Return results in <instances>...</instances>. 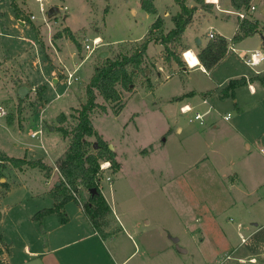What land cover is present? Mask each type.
<instances>
[{
    "label": "rangeland",
    "instance_id": "1",
    "mask_svg": "<svg viewBox=\"0 0 264 264\" xmlns=\"http://www.w3.org/2000/svg\"><path fill=\"white\" fill-rule=\"evenodd\" d=\"M218 1L215 0V2ZM9 2L10 0H4L2 4V7H6V14L0 13V26L2 28L7 27L10 31V35L9 32H2L0 36V105L8 111L6 116L0 118V139L11 140V132L8 131L6 124L12 123L16 135L21 136L20 145L28 148L29 146L25 143L32 144L30 146L32 151L24 149V152L17 157H22L27 152L29 158L40 160L46 156L40 144L42 133L37 137L31 136L32 132L41 128L40 113L43 112L42 117L44 118L42 139L47 135L55 136L52 138V143L47 141V137L45 139V143H47L52 154H55L63 144L68 143H64L62 132L58 131L59 127H65L71 133L78 123V110L87 100L86 89L95 67L104 64L106 57L132 52L150 30L154 15L142 9L141 0H50L43 3L36 0H15L12 4L21 11L22 18L26 20V24L22 25L20 20L10 21L9 12L12 9ZM206 2L211 4V9L207 10L211 17L214 13L221 12L228 7V0H220L216 4L207 0ZM172 3L174 0H158L157 6L159 11L163 13ZM41 4H44L47 13L41 12ZM194 4L193 0H187L188 6L191 7ZM51 5L58 6L60 9L49 16L48 12ZM197 14H199V10L194 18ZM32 15L36 18L32 19ZM46 15L48 24L44 20ZM66 24L76 31L74 35L80 43V48L77 44V48L73 46L74 51L77 52L76 62L78 61L81 65L77 71L78 79L71 85H68L65 79L60 80L57 84L50 82L49 85H43L38 80H31L30 72L35 69L36 57L41 59L43 63L50 58L52 60V53L57 55L52 41L58 38L59 33L64 32L67 35L69 30L65 27H62L61 30L57 29ZM35 26L39 30L38 33ZM225 26L231 29L232 23H226ZM51 27L53 28L49 29ZM163 29H167L166 22ZM155 34L158 33L150 32L149 36L154 37ZM96 35L102 38L103 45L90 53L85 48V40L89 39L91 42ZM55 45L59 52L63 51V46H59L56 42ZM246 45H253V41L250 39ZM156 47L150 45L148 54H154ZM171 47L175 54H180L186 62L183 52L187 48L183 44V39L182 45L174 43ZM102 52H108V55L102 57L100 56ZM63 55L66 57L62 58L63 61L60 64L63 65L64 62L70 67L72 64L71 55L67 52ZM166 56V52L163 51L161 60H156L159 61L162 68L153 63V59L147 60L145 68H148L152 73L151 79L154 82L152 87L147 85L148 76L142 71L136 78L135 87L132 90L122 89V102L126 105L124 104L125 106L119 113H116L118 103L106 101L101 94H98V102L105 104L107 110L102 111L97 108L93 112V125L100 137L103 140L107 139L105 142L111 144L108 142L111 140L112 145L117 146L119 160L122 162V168L119 172L112 168V170H106L100 174L103 179L102 182H99V187L100 189L101 186L103 187L110 202L114 201L118 204L117 208L123 219H125V215L129 222L148 219L152 226L163 227L164 240L171 246V251L176 252L175 250L178 251L180 248L186 249L187 247L189 252L180 255L179 258L165 252L163 256L151 260L144 251L145 248L148 249L149 255H154L163 247L165 248V241L162 242L163 244L159 239L156 242L155 238L157 237H155L153 238L154 242L147 246L141 237L136 236L134 239H129L126 235H121L115 242H110L109 239L105 244L97 238L85 240L83 244H75L66 249V252L71 250L73 254L77 255H81L82 252L86 253V256L92 255L99 264H114L110 258L112 255H116L114 257L118 262H122V257L116 253L118 246L126 248L123 253L126 257L131 255L125 264H264V258L257 253L255 256L258 262H250L248 260L249 248L242 246H238L233 253L231 249L234 250L235 246H230L229 250L226 251L227 254H231L232 258L230 259L227 258V254L220 256L219 261L215 258L208 259L204 255L207 246L201 244V230L196 229L193 235L188 232V225L198 226L213 221L209 219L211 213H207L204 204L200 202L205 198L191 196L185 186L186 181L183 179L178 180V183L177 180H173L175 173L179 170L180 172H190L187 162L191 161L198 152L197 146L189 144L191 143L189 138L184 139L182 143L179 139L191 133L199 124L198 122H190L192 114L181 113L180 105L183 102H176V99L169 102L165 101L169 95H179L183 92L184 86L204 89L214 85L213 79L220 82L225 79L226 75H236L237 72L249 69V67L238 54L231 51L218 66L210 70L212 74H207L199 68L189 69L184 73L177 71L170 80L166 81L165 75L170 73L167 70ZM187 58L193 66L200 63L192 52L188 54ZM163 69L166 71L161 77L157 71ZM62 70L58 72V76L65 78L66 73H63ZM21 86H27L30 89L24 98H20L18 94ZM238 89V93L243 91L241 87ZM247 91L249 92L248 89ZM231 98H235V96ZM209 103L214 106L213 110L216 109L221 113H226L229 109V105L222 103L220 98H215L214 101L210 100ZM207 107L209 106L201 105V112ZM47 123L55 125L58 130L53 133L49 132ZM178 125L184 127L182 135H179L175 130ZM170 127H173L175 131H169ZM69 135L71 136V134ZM70 136H65L69 140V144ZM87 139L92 144L89 150H96L97 136H89ZM47 158L49 159V157ZM178 159L182 161L178 163ZM8 164L6 162L5 168L0 171L1 219L3 218L2 213L5 212L0 234L6 241L10 242V254L14 255V259L24 261L28 260V256L25 254L26 245L31 244L32 250L35 249L33 246L35 244L39 250L48 247L46 244L47 231H45L42 222H36L34 219H28L26 222L18 221L23 213L30 214L33 211L31 209L37 207V203L34 204L32 197H29V190L35 186V183H39L41 178L38 171L32 172V176L26 177L25 185L12 186L14 189L7 194V191L11 189L8 184L13 183L14 179L13 175L8 176L9 173L4 170L7 169ZM105 174L113 176L111 183L106 180ZM208 174L214 176L213 173ZM203 175L204 171H202ZM205 183L208 188L209 182ZM211 183L213 185L219 184L217 181H211ZM214 188L216 187L214 186ZM4 191L5 194L3 195ZM77 195L84 203L88 200L89 192L82 187ZM212 201L219 205L217 197H212ZM228 215H230L229 212L221 214L220 217L226 219ZM103 220L109 221L110 217L107 216ZM32 222L36 227L33 228ZM155 231L152 230L151 232L154 234ZM179 237H181V241H175V238L179 239ZM209 237L211 236L208 235L207 238ZM73 238L70 237L68 240L71 241ZM50 242H52L51 239ZM74 243L78 242L72 244ZM7 247L8 245L0 238V248L5 250ZM7 253H4V256H7ZM239 258L245 260L242 261Z\"/></svg>",
    "mask_w": 264,
    "mask_h": 264
},
{
    "label": "crops",
    "instance_id": "2",
    "mask_svg": "<svg viewBox=\"0 0 264 264\" xmlns=\"http://www.w3.org/2000/svg\"><path fill=\"white\" fill-rule=\"evenodd\" d=\"M13 1L15 0H10L9 2L12 9L11 12H9L10 21L13 22L14 19L17 21L20 20L22 25H25L26 20L21 18L22 13L20 17L17 16V9L12 4ZM36 1L43 3L50 0ZM3 2L4 0H0V13L6 14V7H2ZM218 2H220V0ZM218 2L211 3L216 4ZM252 2V4L256 6V9L252 12H249L248 17L258 20L260 22V26H264V0H253ZM157 3L158 0L155 1L158 13L157 15L153 14L154 20L158 15L162 16L164 23L166 22L167 29L164 30L162 28L161 30L159 29L155 32L160 33L162 30L167 32L174 26L171 15H174L179 11V5L174 0V3H172L170 7H168L162 13L159 11ZM53 6L54 5H51V7ZM210 9L211 8L208 10ZM205 10L206 9L202 8L199 9V14H197L196 18H194L195 22L187 27L183 36V44H185V48H187L186 50L193 51L198 59L199 57L197 53H199L202 48L206 47L210 40L208 35L209 31H214L217 35L224 36L228 40V46H233V52L238 54L239 57L240 55L251 52L252 50L257 49L264 44V29H261L259 32L251 36H248L240 42L232 41V38L238 31L239 16L236 14L237 10L232 7L230 0H228L227 8L221 10V12L214 13L212 17L210 16L209 12ZM200 11H202V13H200ZM47 15L46 18H44L46 22ZM200 15L201 17H199ZM230 22L232 23L231 29L225 26L226 23ZM48 23L49 22L46 24ZM62 27H65L73 34L76 32L68 24L62 25L57 29L61 30ZM6 28H2L0 26V36L2 32H9L8 34L10 35V31H8L9 28H7V30ZM52 28L53 27L49 29ZM36 30L38 33L39 30L37 27ZM68 32L67 35L64 32L59 33L58 38L52 41V45L54 46L55 51H57V55L52 53V60L50 58L51 61L46 60L42 63V60L36 57L34 61L35 69L30 72L31 80H38L39 83H42L43 85H49L50 82L57 84V82L62 79H65L67 82L68 75L75 71V75H77V71L80 69L81 65L78 61L76 62L77 52L74 51L73 47L76 46V43L69 37ZM150 32H152L151 28L141 41L149 37ZM154 36H157V34ZM197 38H199V43L196 42ZM250 39L253 41V45L248 46L246 43ZM55 42L59 46H63V51L59 52L57 50ZM150 45L157 46L155 53L152 55L148 54ZM163 51L164 46L161 43L152 41L148 46L146 59H153V63L156 65L158 64V66L162 68V66L159 65V61L162 58L161 56ZM65 52L71 55V63L73 65L71 64L70 67H68L64 62L63 65L60 64L63 61L62 58L66 57V55H63ZM228 53L229 51L227 54ZM223 59L220 61V63L223 61ZM182 61L183 66H180L175 61L167 63V70L170 73L167 76L165 75L166 81L170 80L177 71H182L184 73L189 69L193 70L199 68L207 74H212L210 70L208 71L204 67L200 59V63L195 66H190L183 60V58ZM248 67L249 69L241 70L237 72L236 75H226L223 81L218 82L213 79L214 85L207 86L204 89L184 86L183 92H181L179 95L171 94L165 101L169 102L176 99V102H183L180 105V108L184 105H189L192 107V111L186 113L185 115L192 114L190 117V122H198L199 124V126H197V128L191 133H188L185 137L183 136L179 139V141L182 143L184 139L189 138L191 142L189 144H193L195 147L197 146L196 150L198 152H196V154L192 157L191 161L187 162L190 172H180L179 170L177 173H175L176 175L173 177V180H177L176 182L178 183V180L183 179L186 181L185 186L188 188L191 196H202L205 198L200 202L204 204L207 213H211V217H209V219H212L213 221L206 222L207 226L206 224L198 226L188 225V232L193 235L196 229L201 230V244L207 246L205 247L204 255L208 259L215 258L218 260L220 256L227 254L226 251L229 250L230 246H235L234 250L231 249L232 253L237 250L238 246H242L249 248L248 255L250 256L248 260L252 263H257L258 259L255 256L256 253L260 254V256L264 258V85L260 81H252L251 78L256 75H264V62L255 67H251L249 65ZM171 69H173V71H171ZM60 70H62L63 73H66L65 78L58 76V72ZM165 71L166 70L164 69L158 70L157 73L162 77ZM146 75L148 76L146 79L147 85L149 79L152 83L150 87H152L154 83L151 79L152 73L148 70ZM242 77H246L247 79V84L240 86L243 88L244 92L240 91L238 93L237 89L240 87H237L234 90L235 98H231L232 96L227 97L226 99L223 98V90L227 87L229 82L233 79H240ZM198 97L201 98L202 101L201 99H196ZM215 98H220L222 103H227V105H229V109L226 113H221L216 111V109L213 110L214 106L209 102L210 100L214 101ZM204 100H208V102L205 103ZM201 105H206L209 107L201 112ZM196 112L204 114L203 123H201L199 120H191ZM42 114L43 112L40 113V129H43L42 124L44 122ZM9 125L6 124L8 131L11 132V140L0 139V149L7 155L14 157H17V155L23 153L24 149L32 151V147H30L32 146L31 143H25L29 146L28 148L27 146L20 145L22 141L20 140L21 136L16 135L12 123ZM51 126L54 127L53 130L50 129ZM47 127H49V132L51 133L58 130L55 128V125L49 123H47ZM175 130L179 135L184 133V127L182 125L176 126ZM175 130L173 127L169 128V131ZM43 133L44 130H42V134ZM42 134L40 135V144L46 156L42 157L40 160L51 167L49 174H46V171L39 167H32L28 165L15 167L9 163L7 165V169H4L6 173H9L8 176L13 175L14 177L13 183L8 182V185L11 187V189L7 191V194L11 192L12 189H14L12 186L25 185L27 182L26 177L30 175L32 176V172L36 173V171H38L40 173L39 175L41 181L39 183H35V186L29 190V197H32V200L35 202L34 204L37 203V207H35V209L32 208L31 211H33H30V214L23 213V215L18 219L20 222H26L28 219H34L33 216L38 211L43 208L53 207L55 205V200L50 192L55 187V185L60 184V172L57 162L65 154L69 146V140L66 139L62 133V137L65 140L64 143H68L63 144L57 153L52 154L50 148L47 146V143H45V139L47 137V141L52 143V138L55 136L47 135L42 139ZM108 142L112 144L111 140ZM113 147L116 153V159L120 164L117 171L119 172L122 168V162L119 160L117 146L114 144ZM17 150H19V152H17ZM22 157H26L28 160H34V158H29L27 152H25L24 156ZM47 157H49V159ZM178 161V163H180L182 160L178 159ZM202 171H204L203 176ZM207 172L213 173L214 176L212 177ZM16 177H18V179H16ZM211 181H217L219 184L213 185ZM205 182H209L208 188ZM214 186L216 188H214ZM101 191L109 203L114 216L116 217V220L113 223H110L108 226H104L107 237L103 238L94 228L92 222L82 207L83 202L81 201V198L76 193L78 200L73 199L68 201L63 208L66 222H61L59 215H57L58 213L56 212L50 213L43 218L42 224L45 231H47L46 244H48V247L44 250H39L38 246L35 244L33 245L35 246V249L32 250L31 244L26 245L25 254L28 256V260L18 261L14 259V255H12V253L10 254V242L6 241L5 238L0 234L3 242L8 245L7 248L9 249L7 256H4L6 262L9 264H99L97 260H94L92 255L86 256V253L83 252L81 255H77L73 254L71 250L66 252V249L75 244H83L85 240L88 241L95 238H97L99 241H102L103 244L107 243L109 239L110 242H115L121 235H126V237L129 239H134L136 236L141 237L144 244L147 246L154 242L153 238L155 237H157L155 238L156 242L158 239L161 243L165 241V248L163 247L154 255H149L148 249L145 248L144 251H146L147 256L150 257L151 260H155L158 256H163L165 252H169V254L173 255L175 258H179L180 255H185L189 252L187 247L186 252L181 250H175L176 252L171 251V246L168 242H166V240H164L163 227L159 228L157 226H152L151 221L148 219H143V221L141 219V221L137 222H129L126 220V215L125 219H123L119 209L117 208L118 204L114 201L110 202L102 186ZM4 194L5 191L3 195ZM212 197L218 198L219 205L215 204L216 200L212 201ZM43 203L46 205H41ZM227 212H229L230 215H228L226 219H222L220 215L227 214ZM2 215L3 218L0 220V228L4 223L5 212H3ZM34 221L37 222L35 219ZM34 227L36 226L33 223V228ZM152 230H156L154 234L151 232ZM207 234L211 237L207 238ZM51 235L52 237L50 238ZM70 237L74 238L69 241L68 239ZM242 237L246 238L245 242H242ZM50 239L52 242H50ZM179 241H181V237H179L178 242ZM73 242L78 243L72 244ZM125 249V247L120 246H118L116 249L118 256L122 257L123 259L122 262H118V260L115 258L116 255H114L115 257L113 255L110 256L114 264H125L130 258L131 255L126 257L123 254ZM227 258H232L231 254H227ZM239 259L242 261L245 260L244 258Z\"/></svg>",
    "mask_w": 264,
    "mask_h": 264
},
{
    "label": "trees",
    "instance_id": "3",
    "mask_svg": "<svg viewBox=\"0 0 264 264\" xmlns=\"http://www.w3.org/2000/svg\"><path fill=\"white\" fill-rule=\"evenodd\" d=\"M156 0H141V7L144 11L150 14L157 15L158 11L155 4ZM193 6L187 5V0H175L179 5L180 10L172 16L174 26L167 32L163 30L157 36H149L142 42L138 43L136 48L129 53H120L114 57H106L104 64L96 66L90 82L87 85V100L81 105L77 116L78 123L70 133L65 127H59L64 136H70V144L63 155L57 162L60 172V184L55 185L51 190V195L55 200V205L49 208H43L38 211L33 218L39 222L50 213H58L60 221L66 222V217L63 211L65 204L71 200H78L75 193H79L84 187L89 192L88 200L82 203V207L92 222L94 228L103 237H107L104 226H108L115 221L113 211L105 199L99 187V171L102 161H110L114 170L119 169V162L116 159V153L109 148V144L100 137L96 128L93 125L92 114L99 108L102 111L107 110V106L98 102V94L112 103H118L116 113H119L126 105L122 102V89L132 90L135 87L136 78L144 71L145 74L148 68H145L147 59L146 52L149 44L152 41L161 43L166 52L167 62L175 61L180 66H183L181 55L174 52L171 47L174 43L182 45L184 33L189 25L193 23L194 15L199 9L208 10L211 4L206 0H193ZM215 2V0H210ZM234 9L248 11L253 0H230ZM17 9V8H16ZM17 11V16L20 17L21 11ZM23 16V14H22ZM22 18V17H21ZM164 26V19L158 15L152 23L151 30L155 32L161 30ZM262 27V28H261ZM264 26H260V22L256 19H251L248 16L238 20V31L232 38L234 42H240L251 36ZM69 37L80 48V43L75 38V35L69 31ZM228 40L222 36L217 35L211 38L206 47L202 48L197 53L201 63L209 71L214 69L228 52ZM190 54L187 51L186 56ZM101 56V55H100ZM252 81H260L264 85V75H256L251 78ZM151 81L148 79V85L151 86ZM247 84L246 77L240 79H233L229 82L227 87L223 90V98L234 96V90L237 87ZM120 87V88H119ZM125 104V105H124ZM97 136L98 147L91 151L89 147L92 145L87 137ZM94 145V144H93ZM10 163L15 167H22L24 165L39 167L49 174L51 167L45 164L42 160L34 159L28 160L26 157H14L7 155L0 149V171L5 168V163ZM96 188V192L91 190ZM110 217L109 221H104L103 218ZM1 220V212H0ZM1 238V237H0ZM2 239V238H1ZM9 252V249L0 248V264H9L6 262L4 253Z\"/></svg>",
    "mask_w": 264,
    "mask_h": 264
},
{
    "label": "built area",
    "instance_id": "4",
    "mask_svg": "<svg viewBox=\"0 0 264 264\" xmlns=\"http://www.w3.org/2000/svg\"><path fill=\"white\" fill-rule=\"evenodd\" d=\"M65 9H67V6H65ZM256 9V6L254 4H251V7L248 11H244V10H238L236 11V14L240 17V18H245L249 15V12H252ZM41 12H46L47 10L45 9V7L43 6V4H41V8H40ZM36 17L34 15H32V19H35ZM209 38H215L217 36V34L214 31H209ZM103 45V40L101 39V37L96 36L92 39V41L90 42L89 39L85 40V48L86 50H88L90 53H93L99 46ZM188 50L183 52V56L186 60V62L191 66L189 60L186 58V53ZM228 51H234V47L233 46H228ZM241 59L249 66L251 67H255L260 65L262 62H264V44L262 46H260L257 49L252 50L251 52L245 53L243 55H240ZM76 71L73 73H70L68 75L67 78V83L68 85H71L74 81H76V79H78L77 75H75ZM205 103L208 102V100H204ZM180 111L184 114L192 111V107H190L189 105H184L181 106ZM8 114V111L5 109L4 106L0 105V118L4 117ZM191 120H199L201 123L204 122V114L200 113V112H196L194 117L191 118ZM43 129H39L36 130L34 132L31 133L32 137H37L39 134L42 133ZM106 170H112V164L110 161H102L100 164V171L98 174V181L101 182L103 177L100 175L101 173H104ZM106 175V174H105ZM107 176V175H106ZM106 180L111 183L113 181V176L112 175H108L106 177ZM76 195V193H75ZM246 238L242 237V242H245Z\"/></svg>",
    "mask_w": 264,
    "mask_h": 264
},
{
    "label": "water",
    "instance_id": "5",
    "mask_svg": "<svg viewBox=\"0 0 264 264\" xmlns=\"http://www.w3.org/2000/svg\"><path fill=\"white\" fill-rule=\"evenodd\" d=\"M58 10H59V8H58L57 6H53V7H51V8L49 9V12H48L49 16L53 15V14L56 13ZM196 42L199 43V38L196 39ZM107 55H108V52H102V53H101V56H102V57H106ZM29 90H30V89H29L27 86H21V87L19 88V90H18V94H19L20 98H24L25 95L29 92ZM50 129L53 130L54 127L51 126ZM95 147H96V148L98 147V143L95 144ZM109 148H110L111 150H114V147H113L112 144H109ZM91 191H92L93 193H95V192H96V188H93ZM175 241H178V238H175ZM180 250L183 251V252H186V251H187V250L184 249V248H180Z\"/></svg>",
    "mask_w": 264,
    "mask_h": 264
},
{
    "label": "bare ground",
    "instance_id": "6",
    "mask_svg": "<svg viewBox=\"0 0 264 264\" xmlns=\"http://www.w3.org/2000/svg\"><path fill=\"white\" fill-rule=\"evenodd\" d=\"M209 2H212V1H210V0H208ZM189 52H192V53H194L193 51H191V50H189ZM187 54V53H186ZM195 54V53H194ZM186 58H187V56H186ZM188 59V58H187ZM190 62V61H189ZM191 64V63H190ZM192 66V65H191Z\"/></svg>",
    "mask_w": 264,
    "mask_h": 264
}]
</instances>
